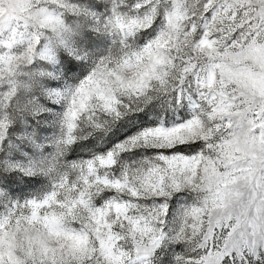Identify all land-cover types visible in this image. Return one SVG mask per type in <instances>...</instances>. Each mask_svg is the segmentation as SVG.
Instances as JSON below:
<instances>
[{
	"label": "snow or ice",
	"instance_id": "6c2138e0",
	"mask_svg": "<svg viewBox=\"0 0 264 264\" xmlns=\"http://www.w3.org/2000/svg\"><path fill=\"white\" fill-rule=\"evenodd\" d=\"M0 264H264V0H0Z\"/></svg>",
	"mask_w": 264,
	"mask_h": 264
}]
</instances>
